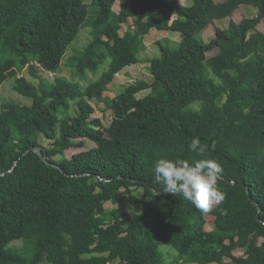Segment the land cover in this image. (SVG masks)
Listing matches in <instances>:
<instances>
[{
    "label": "trees",
    "instance_id": "obj_1",
    "mask_svg": "<svg viewBox=\"0 0 264 264\" xmlns=\"http://www.w3.org/2000/svg\"><path fill=\"white\" fill-rule=\"evenodd\" d=\"M227 17V28L200 38ZM262 19L264 0H0V86L14 79L31 99L0 107V264H165L162 245L175 250L169 264H264ZM85 27L90 39L68 58L70 80L61 63ZM154 29L177 32L178 46L157 38L150 80L105 95L141 61ZM25 68L37 84L18 76ZM94 100L110 112L108 125L92 116ZM193 138L203 154L190 150ZM85 140L95 145L66 156ZM160 158L215 160L224 199L203 213L163 192ZM125 194L141 211L105 207Z\"/></svg>",
    "mask_w": 264,
    "mask_h": 264
},
{
    "label": "rangeland",
    "instance_id": "obj_2",
    "mask_svg": "<svg viewBox=\"0 0 264 264\" xmlns=\"http://www.w3.org/2000/svg\"><path fill=\"white\" fill-rule=\"evenodd\" d=\"M113 8L115 10H118L117 5H114ZM243 10H242L243 12L247 13V16L254 15L253 11L248 6H243ZM236 18L238 19V17H236ZM229 20L230 19L226 18L224 20L218 21V25L210 26L209 28H206L205 30L201 31V33L199 34L200 38L203 41L208 42L212 37L215 36V27L227 28ZM257 27L261 31L264 32V19H262L261 22H259ZM160 33H161V31L154 29L152 31V33H150L148 35V37H150L149 39H151V40L145 39L144 42L147 46H150V48H149V50L144 51L143 53H141V55H138V56L142 57V59L143 58L147 59V58L159 56L158 55L160 53L159 47H158L157 43L154 42V40L152 38H154V39L155 38L156 39L161 38L162 35ZM175 34L176 33L170 32L168 34L167 38H163V40H160V41L163 44L168 45L171 48H176L178 46V43H176V38H175L176 35ZM89 39H90V29L88 27H85L80 31L79 35L71 43L70 47L66 51V53L63 57L62 63H61L60 72H59L60 75L66 77L70 80H77V76L74 74L73 69H72L71 65L69 64L70 61L68 58L70 56L74 55L75 53L77 54V52L79 50H81L88 43ZM211 54H212V52L209 53V55H211ZM148 67H149L148 63H145L144 66H140V67L137 66V68H135V70H133L131 72L130 78L124 77V75H122L120 72H119L120 73L119 76L116 74L114 77V78H116V80H114L115 83L112 84V86L117 87L118 84H120V85H119V88H117L116 90L113 91V94L115 95V94L119 93L125 87V85H127L128 83L134 82L136 79L150 80V74L148 71ZM41 75L43 76L44 79L51 81V79H52L51 76L53 74H49V76H47L46 73H41ZM18 76L19 77L25 76L33 84L38 83V80L36 78H34L29 73L27 68L23 69V71L20 74H18ZM90 76L93 77L92 75H90ZM117 77H118V79H117ZM14 85H15L14 79H8L0 86V107H2V105L5 102H21L24 104H29L31 102L30 98L24 97V96L20 95L19 93H17L14 90ZM146 92H147V90L139 92L137 95L142 96ZM104 94L105 95L110 94V96L112 95L111 93H108V92H104ZM91 103L95 108V111H94L92 116L100 118L104 125H108V123L110 122V119H111L110 112L108 110L104 109V105L101 102L99 103L96 100H94ZM80 139H82V138H80ZM80 139H73V141L77 142ZM85 142H86L85 147H82V148L71 147V148L66 149L65 150L66 156L69 158L72 156V154L79 152L80 150H82L84 148H90V147H93L95 145L93 142H91L89 140H85ZM45 144H46V141H45ZM133 194L135 196H137L140 200L146 199L142 189H138V190L134 191ZM115 206L126 210L130 216L135 212L141 211V203L140 202L135 203L133 201V199L127 194L123 195L121 197V199L118 200V202L116 204H112L111 202L105 203L106 208H111V207H115ZM206 229H210V227L206 226ZM160 250L164 255L165 264H169V262L171 260H173V258L175 256L174 255L175 250L171 246H168V245H162L160 247ZM242 252H243V250H241V249H236L234 251V253L236 255H240V254H242ZM225 259L227 261L229 260V258H225ZM187 264H189V263H187ZM213 264H216V263H213Z\"/></svg>",
    "mask_w": 264,
    "mask_h": 264
},
{
    "label": "clouds",
    "instance_id": "obj_3",
    "mask_svg": "<svg viewBox=\"0 0 264 264\" xmlns=\"http://www.w3.org/2000/svg\"><path fill=\"white\" fill-rule=\"evenodd\" d=\"M189 148L199 154L205 152V146L199 138H193ZM221 172V166L213 159L190 162L181 158H160L155 162L154 179L163 186L165 193L180 196L201 212L207 213L212 205L224 199L217 186Z\"/></svg>",
    "mask_w": 264,
    "mask_h": 264
},
{
    "label": "crops",
    "instance_id": "obj_4",
    "mask_svg": "<svg viewBox=\"0 0 264 264\" xmlns=\"http://www.w3.org/2000/svg\"><path fill=\"white\" fill-rule=\"evenodd\" d=\"M179 1V3L180 4H182V5H189V4H191V2H192V0H178ZM243 6H248V5H246V4H242L241 6H240V11L241 12H243L244 10H243ZM248 7H250V6H248ZM251 9V8H250ZM243 10V11H242ZM252 10V9H251ZM253 11V10H252ZM246 13V12H245ZM253 13H255V11H253ZM247 14V13H246ZM236 17H238V14L237 15H235V18ZM228 19H230L229 17H227ZM224 19H226V18H223V19H215V21H214V25H218V21H221V20H224ZM237 19V18H236ZM239 19V18H238ZM209 28V27H208ZM205 30V29H204ZM170 32H172V33H176L175 35V38H176V43H178L179 41H180V35L177 33V32H173V31H170V30H167V31H165V32H161L160 34L162 35V37L161 38H159V40H163V38H167L168 37V34L170 33ZM152 33V32H151ZM150 37H146L145 39H149ZM153 40H154V42H155V40H156V38L154 39V38H152ZM149 40H151V39H149ZM152 40V41H153ZM166 40V39H165ZM153 42V43H154ZM152 43V44H153ZM149 48H150V46H147L146 47V49H144L143 51H141L138 55H141V53H143L144 51H146V50H149ZM160 52V51H159ZM160 54V53H159ZM158 54V55H159ZM138 58L141 60V61H139V62H137V63H135V64H132V65H129V66H127V67H125L124 69H122L121 71H120V73L122 74V75H124V77H127V78H130L131 76H130V74H131V72L133 71V70H135V68H137V66H144V64L145 63H148L146 60L148 59H145V58H143L142 59V57H140V56H138ZM148 66H149V64H148ZM120 73L118 72L117 73V75L119 76L120 75ZM117 79H118V77H117ZM114 80H116V78H114L113 79V81L111 82V83H109L108 84V90L107 91H105V92H108V93H111L113 96H114V94H113V91L114 90H116L117 88H119V85L120 84H118L117 85V87H115V86H112V84H114L115 82H114ZM107 95V94H106ZM110 96V94H108V96H110V97H113V96Z\"/></svg>",
    "mask_w": 264,
    "mask_h": 264
},
{
    "label": "water",
    "instance_id": "obj_5",
    "mask_svg": "<svg viewBox=\"0 0 264 264\" xmlns=\"http://www.w3.org/2000/svg\"><path fill=\"white\" fill-rule=\"evenodd\" d=\"M233 183H236V182H233ZM238 183H240V182H238ZM245 188H246V190L248 191V188H247V186L245 185V184H243V183H241ZM164 192V191H163Z\"/></svg>",
    "mask_w": 264,
    "mask_h": 264
}]
</instances>
